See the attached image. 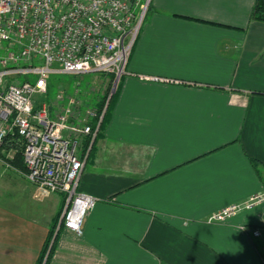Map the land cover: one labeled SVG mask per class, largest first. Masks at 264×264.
I'll list each match as a JSON object with an SVG mask.
<instances>
[{"label": "crops", "instance_id": "crops-1", "mask_svg": "<svg viewBox=\"0 0 264 264\" xmlns=\"http://www.w3.org/2000/svg\"><path fill=\"white\" fill-rule=\"evenodd\" d=\"M255 3L152 1L80 178L97 203L81 235L62 228L49 264H264V236L251 231L264 202L209 220L264 192ZM37 194L0 162V264L40 261L64 196Z\"/></svg>", "mask_w": 264, "mask_h": 264}, {"label": "built area", "instance_id": "built-area-1", "mask_svg": "<svg viewBox=\"0 0 264 264\" xmlns=\"http://www.w3.org/2000/svg\"><path fill=\"white\" fill-rule=\"evenodd\" d=\"M152 1L0 0V150L8 135L21 136L25 170L12 165L13 153L0 154V162L35 185L37 196H64L55 235L61 227L81 235L97 203L94 196L79 191L80 178ZM90 72L111 75L114 88L103 110L92 115L95 127L91 119L65 135L72 109L55 118L53 107L37 105L36 96L47 92L51 73ZM263 202L264 192L257 193L209 220L223 221ZM251 231L254 237L264 236V215ZM261 258L264 261V245Z\"/></svg>", "mask_w": 264, "mask_h": 264}, {"label": "rangeland", "instance_id": "rangeland-1", "mask_svg": "<svg viewBox=\"0 0 264 264\" xmlns=\"http://www.w3.org/2000/svg\"><path fill=\"white\" fill-rule=\"evenodd\" d=\"M48 89L44 94L36 96V104H47L55 107L54 117L57 118L67 109H72L74 117L68 120L69 134L71 128L81 129L92 119L94 113H99L101 98L109 97L114 88L113 77L100 72L85 74L51 73L47 76ZM106 97V98H107ZM86 144V139L84 140Z\"/></svg>", "mask_w": 264, "mask_h": 264}, {"label": "trees", "instance_id": "trees-1", "mask_svg": "<svg viewBox=\"0 0 264 264\" xmlns=\"http://www.w3.org/2000/svg\"><path fill=\"white\" fill-rule=\"evenodd\" d=\"M150 8H151V6H150ZM252 19L256 20V21L264 22V0H256V3L254 5L253 11H252ZM119 87H120V82L118 83L116 91L112 94L111 98L109 99V102H108V105H107V108H106V111L104 114V118H103L101 125L99 127V131H98V134H97L95 141L103 132V129L106 125V121H107L108 116L111 112L112 105L118 96ZM106 97H107V95H105V96H103V98H101V102L99 103L100 111L103 110V108L107 102L108 97L107 98ZM95 141L93 142V145H94ZM87 144H89V139L86 140V145ZM24 148H25L24 139L21 136H19L17 133H14V134H10L6 137L5 142L2 146V149L0 150V154L2 156H4L8 151L14 150L15 154H14L13 159L11 160V163L15 168L19 169L20 171H24L25 170V163H24V156H23L24 155ZM252 161H253L255 167L259 164V161H257V160L253 159ZM59 216H60V213L56 217L55 222L50 229V234H49L48 239L44 245V249L42 251V256H41L38 264H49L53 254L55 252L59 233L62 230V227H61L59 229V231L57 232V234L55 235V229H56V225H57ZM53 238H54V240H53ZM52 240H53V244L51 246L49 254L47 255V252H48V249L50 247V243ZM46 255H47V258H46ZM45 258H46V260H45Z\"/></svg>", "mask_w": 264, "mask_h": 264}]
</instances>
